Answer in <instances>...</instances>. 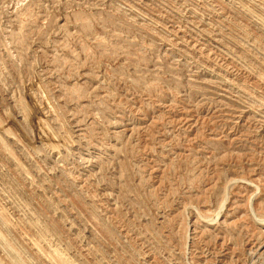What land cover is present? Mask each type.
Masks as SVG:
<instances>
[{"label":"rangeland","instance_id":"rangeland-1","mask_svg":"<svg viewBox=\"0 0 264 264\" xmlns=\"http://www.w3.org/2000/svg\"><path fill=\"white\" fill-rule=\"evenodd\" d=\"M0 264H264V0H0Z\"/></svg>","mask_w":264,"mask_h":264}]
</instances>
